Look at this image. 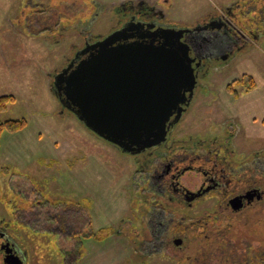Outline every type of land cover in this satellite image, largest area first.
<instances>
[{
	"label": "rangeland",
	"instance_id": "obj_1",
	"mask_svg": "<svg viewBox=\"0 0 264 264\" xmlns=\"http://www.w3.org/2000/svg\"><path fill=\"white\" fill-rule=\"evenodd\" d=\"M131 1L158 6L167 19L186 27L229 7L237 14L234 24L247 40L239 41L243 46L235 47L233 57L202 80L205 92L201 89L196 95L173 137L184 140L182 146L198 158L195 154L206 153L201 148L217 149L212 139L232 135L229 152L234 146L241 158L260 152L257 181L264 183V0H0V96L15 97L0 112V121H26L20 131L1 135L0 209L11 214L12 200L18 202L20 213L26 211L18 223V239L28 264H181L173 243L176 238L184 240V247L195 248L218 245L223 239L226 257H234L237 264H264V201L261 218L246 210L228 221L226 229L224 225L219 229L213 220L190 219L206 208H220L216 198L182 210L169 201L173 187L196 190L206 181L202 173L215 171L194 159L192 170L186 168L188 163L181 166V176L173 168L167 181L157 178L171 189L165 191L163 203L154 206L155 198L160 200L163 194L144 190L146 175L136 173L148 158L124 155L90 134L54 93V75L66 62L63 55L70 56L72 44L79 40L72 28H87L100 13L93 30L105 33L113 21L112 9ZM247 4L258 5L249 8L250 17L255 18L257 10L254 33L246 28L249 16L242 12ZM62 26L66 29L60 30ZM7 187H17L20 193ZM33 204L50 207L53 215H34ZM77 210L84 212L79 239L66 232L67 228L73 231L70 217L78 218ZM181 212L188 214L185 221L178 215ZM260 219L262 226L257 228ZM195 220L197 226H192ZM153 224H162L163 231L154 233ZM179 227L182 233L175 231ZM212 255L214 261L224 259L223 254ZM3 257L0 253V264Z\"/></svg>",
	"mask_w": 264,
	"mask_h": 264
},
{
	"label": "flooded vegetation",
	"instance_id": "obj_2",
	"mask_svg": "<svg viewBox=\"0 0 264 264\" xmlns=\"http://www.w3.org/2000/svg\"><path fill=\"white\" fill-rule=\"evenodd\" d=\"M253 6L257 9L258 5L247 4L245 5V10L242 12H246L245 15L249 16V13H251L249 8ZM235 8L238 9L239 5H236ZM254 11H256V17L254 18L249 16V23H247L246 27L251 33L255 32V29H257V24H259L257 22V10L254 9ZM98 15H100V13L93 16V22L88 25L87 28H85L86 25L81 29L74 27L72 28V30L76 32L79 40L77 43L72 44V48L69 51L70 56H66L67 54L64 53L63 56L66 57V62L64 63V66L60 70H57L56 74L54 75V81L52 84L53 91L58 96L61 104L64 106V109H68L70 113L76 116L71 105L65 100V97L59 91V88L62 87L63 84L60 82V80L64 79L71 72H73L75 67L83 59L89 56L91 53L90 46L105 40L115 33L129 29L132 30L127 32V34H133L135 36L134 39H131L130 41L137 40V33L146 32V30L142 28L143 25H156L158 27H167L169 29L177 28L178 30L186 31L183 36L185 45H187V47H191L194 55L197 58V67L195 69L196 85L190 93L186 94L187 98H185L184 103L181 105L180 114H174L171 117L167 128L165 129V138H161V136V139H159V141H155L156 143L151 147L142 149L140 152L133 153L126 152L122 148L102 140L91 131L88 129L87 130L90 134L102 140L106 144L118 149L124 155L133 156L135 158L139 155H143L144 157L148 158L147 163H145L146 165L144 164V167H140L136 173L141 172L142 174L146 175V183L143 187L144 190L148 191L155 189L158 190L159 193L163 194L162 196L159 194L161 201L158 200V197H156L155 199L157 200L153 201V204H162V199L166 194L165 191L167 189H171L169 186L165 187L164 185H161L163 182L159 184L157 178L163 179L162 181L164 182L165 180L167 181L169 175L173 172V168H177V174L181 176L183 174L181 169L184 168L181 166L188 163L185 165L187 166L186 168L192 170L195 166L191 165V163H193L194 159H199L203 161L201 162V166H207V169L208 167L214 168L215 173L213 172L211 175H209L208 172H203L202 175L206 181H204L196 190L186 189L184 191L180 187H173V195L169 200L171 203L178 205L180 210H182L183 207L193 209L199 205L206 204L213 198H216L218 207H220L218 208L219 211H217L218 209L211 211L206 208L201 213H199V215H190V219L201 218L209 221L213 220L215 226L218 228L222 225L225 227V225L229 223L228 221L238 219V217H236L237 215H245L243 212L246 210H248V213L253 210L255 217L261 218V204L264 201V183L262 182L261 185H259L260 182L258 183L257 181V156L260 155V152L257 153V151H255L248 156H244L243 158L239 157L235 146L234 149L229 152V148H227V146H230L232 135H227L218 136L212 139V141L214 140L215 143H218L216 146L217 149L207 147L201 148L200 151H205V155L203 153L195 154L198 158H194L192 156L193 154L189 153L191 149L182 146L184 144V140H175L173 137V134L179 123L184 120L183 117L186 116L187 111L191 108V105L195 101L196 95L199 93V91H201V89L203 92H205V87L201 84L202 80L206 78L207 74L212 68H217L218 64L221 65V63H227V61L233 57L235 54V47L237 46L238 48H241L243 46L239 44V41H242V39H244L243 41L247 40L245 34L241 32L234 24L237 14L232 13L231 8L229 7L226 9V12L223 13L207 14L202 18L204 21L198 22L194 27H186L171 22L166 18V15L158 6L147 4L145 1H131L127 5L123 4L122 6L112 9L111 16L113 21L105 33H97L96 30H93V24L95 23ZM250 26H254V28H251ZM61 29L64 30L66 28L65 26H62L60 27V30ZM61 34L63 33L61 32ZM62 38H64V35ZM153 40H156V38H153ZM229 89L237 93L235 88L232 86H230ZM81 124L83 123L81 122ZM209 139L211 138H206V140ZM189 141H192L191 138ZM193 152L195 153V151ZM180 156H184V159L178 161V157ZM234 166L236 169H233ZM252 166L253 170H251ZM7 188L10 191L15 190V192L20 193V191L16 190L18 189L17 187ZM234 199H239L242 206L241 208L235 209L232 203ZM147 201H149V199H147ZM9 203L14 207L11 214H8L7 216L5 211L0 209V253L2 256H4L3 264H7L5 259H8L9 263L19 262L21 264H28L27 252L24 248H22L23 246L18 239V236L20 235L18 223L21 222L22 218H24L26 211H21L20 213V209L17 208L18 202L16 203L11 200ZM35 205L36 204H33L34 208H36ZM36 209L33 210V213L36 216L40 212L42 213V216L48 213L50 216L53 215L50 207L47 209H40L38 207ZM178 215L182 217V220L185 221V216L188 214L181 212V214ZM48 218L49 217H47L45 220L49 221ZM229 218L232 219L228 220ZM197 222L198 220H195V222L193 221L192 226H197ZM179 225H181V223ZM151 226H153L154 233L159 234L163 231L161 228L162 224H153ZM258 226H262L261 219L257 221V228ZM31 227L33 229L35 228L34 225H31ZM51 229L52 228H49L45 231ZM70 229L72 228H67L66 232L70 233ZM224 229H226V227ZM175 231L182 233V229H180V227L179 230L177 228ZM183 242L184 240L181 238H176L173 242L176 248L179 250V257H181L179 262L181 264L187 263L191 259L193 260L188 262V264H219L221 260L222 263L224 262L225 264H237V262L234 260V257H230L231 259H229L228 256L226 257L225 253H227V251L225 250L227 249V246L220 244L223 242V239H220L218 245L209 244L206 246H199L198 248H195L197 247L196 245L184 247ZM213 252L223 254L224 259L222 257L219 262L214 261L212 255ZM204 257L207 259L204 260Z\"/></svg>",
	"mask_w": 264,
	"mask_h": 264
},
{
	"label": "water",
	"instance_id": "obj_3",
	"mask_svg": "<svg viewBox=\"0 0 264 264\" xmlns=\"http://www.w3.org/2000/svg\"><path fill=\"white\" fill-rule=\"evenodd\" d=\"M142 28L146 32L137 33V40L130 41L135 36L127 34L129 29L90 46L89 56L60 80L59 88L89 131L133 153L165 138L171 117L180 114L196 85L197 58L185 45L186 31ZM232 203L242 207L239 199Z\"/></svg>",
	"mask_w": 264,
	"mask_h": 264
},
{
	"label": "trees",
	"instance_id": "obj_4",
	"mask_svg": "<svg viewBox=\"0 0 264 264\" xmlns=\"http://www.w3.org/2000/svg\"><path fill=\"white\" fill-rule=\"evenodd\" d=\"M13 101H15V97L12 95L0 96V112L6 110L9 106V104L13 103ZM25 125H26V121L24 119H10V120H6V121H2V122L0 121V139H1V135L4 131L17 132V131H20L21 129H23L25 127ZM68 206H70V205H68ZM77 212H80L77 214L79 216V218L70 217V219L73 222L72 227H74L73 231H71L70 234H72L75 237H78V239H79L78 233H80L79 229H80L81 224H82V220H83L82 218L84 217L83 216L84 212L81 213V211H78V210H77ZM252 214H254V212H251L248 215H252ZM79 241H81V239L78 240V243H79ZM81 253H82V249H81V251L78 252V255H81Z\"/></svg>",
	"mask_w": 264,
	"mask_h": 264
}]
</instances>
